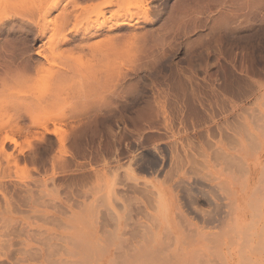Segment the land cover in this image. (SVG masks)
Instances as JSON below:
<instances>
[{
	"label": "rangeland",
	"instance_id": "374dc122",
	"mask_svg": "<svg viewBox=\"0 0 264 264\" xmlns=\"http://www.w3.org/2000/svg\"><path fill=\"white\" fill-rule=\"evenodd\" d=\"M117 1L0 0V264H264V0Z\"/></svg>",
	"mask_w": 264,
	"mask_h": 264
},
{
	"label": "bare ground",
	"instance_id": "6f19581e",
	"mask_svg": "<svg viewBox=\"0 0 264 264\" xmlns=\"http://www.w3.org/2000/svg\"><path fill=\"white\" fill-rule=\"evenodd\" d=\"M123 2V4L125 3V1L127 2V0H121ZM109 2H112V1H109ZM119 2V0L117 1ZM127 4V3H126ZM5 5H8V2L5 3ZM125 6V5H124ZM123 9V7H121ZM120 12L122 11H117L116 14H120ZM20 13L17 12V11H14L12 14L8 15L9 17H16L17 15H19ZM103 14V11H99V12H95V15H102ZM118 16H122V15H118ZM17 19V18H16ZM13 44V42H12ZM11 44V45H12ZM10 45V46H11ZM9 46V47H10ZM18 49V47H10L9 48V51L12 52L13 54V57L16 53V50ZM10 52V53H11ZM264 176V175H262ZM181 177V175H180ZM184 179V178H183ZM183 179H179L178 182H177V191L176 192H179L183 195V198H184V201L183 202V206L185 207V209L188 211V213H199L200 217H201V220L203 223L207 225L209 224H213L214 222H218V221H222V213L224 212L226 214V211H223L222 210V203L218 202V201H211V199L207 198L208 201H206L208 203L209 206H211V208H209L208 210H204L202 209L201 207H198V204L200 203V201H198V199L200 198L201 201L203 202L202 198L201 197H204L206 196L205 195V192L204 191H200V193L198 194H194L191 186H188L186 182H184ZM261 180V179H260ZM263 180V179H262ZM263 183V182H262ZM158 192V190H157ZM261 193V192H260ZM259 193V194H260ZM158 194V193H157ZM206 194H209V193H206ZM160 196V195H159ZM158 196V197H159ZM209 196V195H208ZM254 196V195H253ZM162 198V197H161ZM256 198V197H255ZM254 198V199H255ZM216 199V198H215ZM213 200V199H212ZM250 200V199H249ZM259 200V199H258ZM252 201V200H250ZM162 203V202H161ZM225 203V202H224ZM252 203V202H251ZM226 206V205H225ZM207 207V206H206ZM230 207V206H229ZM233 212V211H232ZM228 213V212H227ZM227 215V214H226ZM228 216V215H227ZM231 216V214L229 215ZM229 218V217H227ZM231 219V218H230ZM229 220V219H228ZM228 222V221H226ZM225 222V223H226ZM227 224V223H226ZM121 226V225H120ZM202 231V230H201ZM211 233V232H210Z\"/></svg>",
	"mask_w": 264,
	"mask_h": 264
}]
</instances>
